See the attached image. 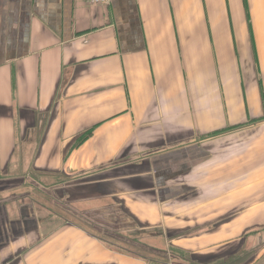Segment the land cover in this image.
<instances>
[{
	"label": "crops",
	"instance_id": "crops-1",
	"mask_svg": "<svg viewBox=\"0 0 264 264\" xmlns=\"http://www.w3.org/2000/svg\"><path fill=\"white\" fill-rule=\"evenodd\" d=\"M169 258L264 264V0H0V264Z\"/></svg>",
	"mask_w": 264,
	"mask_h": 264
},
{
	"label": "rangeland",
	"instance_id": "rangeland-1",
	"mask_svg": "<svg viewBox=\"0 0 264 264\" xmlns=\"http://www.w3.org/2000/svg\"><path fill=\"white\" fill-rule=\"evenodd\" d=\"M40 179L45 180L43 177L39 178V180ZM29 193H31L30 197L33 199L34 202H36V204L38 206V210L41 211L42 215L43 216H49V215L52 216V221L50 223H52L53 226H56L55 224L64 223L66 221H71V220L75 221V219H77L78 217L83 216V218H85V220L87 219L90 221L88 224V222L81 219V220H83L84 223H86L88 225V226H86V225H84V226L87 227V229L89 231H91L92 233H96V231L93 232L94 226L90 225V224H92V220H90V218H92V217H91V215H88V213H82V212L78 213L79 210L74 209V207H72V206H70L64 202L59 201L57 203H54L52 200L53 198L52 199L45 198V194L43 192L41 193V191H39L38 189L29 190ZM113 223L111 225H113ZM98 230L102 231L103 229L98 228ZM135 233L136 232H133L132 234H130L129 241L131 243L130 245L135 246V247L137 246L138 249L136 250V249H133L130 247V248L126 249L127 251H129L131 253H136V254L141 255V256H145V253H146L145 250L146 251L148 250V252L154 251V249L149 250V247H148L146 242L149 241L148 244H151V243L157 244V236L144 234V233H140V232H139L140 234L139 233L135 234ZM136 242L138 243L139 246L136 244ZM141 243L146 244L144 251L141 250V247H140ZM248 256H249V253H246V258ZM169 260H170L169 261L170 264H185L183 261L181 262L180 260L176 261V262L172 261L170 258H169ZM154 261H159V260H154ZM159 262H163V261H159Z\"/></svg>",
	"mask_w": 264,
	"mask_h": 264
},
{
	"label": "built area",
	"instance_id": "built-area-1",
	"mask_svg": "<svg viewBox=\"0 0 264 264\" xmlns=\"http://www.w3.org/2000/svg\"><path fill=\"white\" fill-rule=\"evenodd\" d=\"M115 0H87V2L93 6H101V5H110L114 2Z\"/></svg>",
	"mask_w": 264,
	"mask_h": 264
},
{
	"label": "trees",
	"instance_id": "trees-1",
	"mask_svg": "<svg viewBox=\"0 0 264 264\" xmlns=\"http://www.w3.org/2000/svg\"><path fill=\"white\" fill-rule=\"evenodd\" d=\"M92 132L87 133L85 136H83L81 139L78 140V145L84 143L89 137H91ZM85 219V218H84Z\"/></svg>",
	"mask_w": 264,
	"mask_h": 264
}]
</instances>
